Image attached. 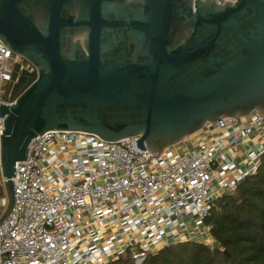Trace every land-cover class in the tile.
I'll return each instance as SVG.
<instances>
[{"label":"water","instance_id":"95a60500","mask_svg":"<svg viewBox=\"0 0 264 264\" xmlns=\"http://www.w3.org/2000/svg\"><path fill=\"white\" fill-rule=\"evenodd\" d=\"M0 42L35 68L14 65L0 104V223L16 163L47 131L159 154L264 110V0H0Z\"/></svg>","mask_w":264,"mask_h":264},{"label":"built area","instance_id":"2783aa9c","mask_svg":"<svg viewBox=\"0 0 264 264\" xmlns=\"http://www.w3.org/2000/svg\"><path fill=\"white\" fill-rule=\"evenodd\" d=\"M21 58L0 42L1 105L12 104L4 88ZM209 125L229 131V142L220 136L182 153L178 144L159 154L140 151L137 138L108 142L80 131L38 135L26 160L15 165L13 206L0 223V264H108L125 253L141 264L192 227L208 234L204 220L213 200L233 192L260 163L264 111ZM2 131L0 118V136ZM252 133L257 144L244 151L240 168L241 153L233 156L230 149ZM5 206L0 198V215Z\"/></svg>","mask_w":264,"mask_h":264},{"label":"trees","instance_id":"16d2710c","mask_svg":"<svg viewBox=\"0 0 264 264\" xmlns=\"http://www.w3.org/2000/svg\"><path fill=\"white\" fill-rule=\"evenodd\" d=\"M210 246L203 242L170 243L141 264H264V152L255 173L233 192L213 200L204 220ZM108 264H135L129 253Z\"/></svg>","mask_w":264,"mask_h":264},{"label":"crops","instance_id":"0c3cea01","mask_svg":"<svg viewBox=\"0 0 264 264\" xmlns=\"http://www.w3.org/2000/svg\"><path fill=\"white\" fill-rule=\"evenodd\" d=\"M229 131H225L224 134L221 132H218L213 125H206L203 129L196 132L195 134L191 135L189 138L184 139L178 145H176V149H178L181 153L185 152L188 149H191L194 145L198 143H205V142H212L219 138L220 136L225 137V142L228 143L229 138ZM255 144H257V137L255 133H252L249 136L246 137H240L237 139L236 143L232 145V148L230 149V153L233 156H237L239 153L240 156L236 159V164L238 167L242 168L244 165V151L254 148ZM213 185L211 186V189H213ZM213 199V198H212ZM201 228V227H200ZM200 241L203 243H206L210 246L213 245V241L208 234H199V231L196 227H192V229L184 234L182 236L181 241Z\"/></svg>","mask_w":264,"mask_h":264},{"label":"flooded vegetation","instance_id":"af4514ba","mask_svg":"<svg viewBox=\"0 0 264 264\" xmlns=\"http://www.w3.org/2000/svg\"><path fill=\"white\" fill-rule=\"evenodd\" d=\"M23 63H24V59L21 58V62H20V64H19V63L16 64V65H19V66H20V71H19V73H18V76L20 75L21 70H26V71H28V72L35 71V68H34L31 64L28 63L27 65L23 66ZM12 75H13V72H12V74H11V77H12ZM10 80H11V79H10ZM16 81H17V80H15V81L13 82V85H15ZM9 84H10V81L5 85V88H4V95H5V93H6V90H7L8 86H9ZM12 87H13V86H12ZM18 88H20V86H16V89H18ZM12 89H13V88H12Z\"/></svg>","mask_w":264,"mask_h":264},{"label":"rangeland","instance_id":"374dc122","mask_svg":"<svg viewBox=\"0 0 264 264\" xmlns=\"http://www.w3.org/2000/svg\"><path fill=\"white\" fill-rule=\"evenodd\" d=\"M263 111H264V110H263ZM263 111H261V112H263ZM189 137H190V136H189ZM189 137H187V138H189ZM187 138H185V139H187ZM0 198H2V199L5 200V195H4V194L0 195ZM194 242H200V241L194 240Z\"/></svg>","mask_w":264,"mask_h":264}]
</instances>
